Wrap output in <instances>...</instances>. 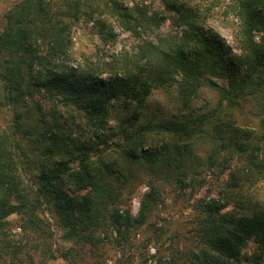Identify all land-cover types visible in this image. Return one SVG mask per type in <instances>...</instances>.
<instances>
[{
  "label": "trees",
  "instance_id": "trees-1",
  "mask_svg": "<svg viewBox=\"0 0 264 264\" xmlns=\"http://www.w3.org/2000/svg\"><path fill=\"white\" fill-rule=\"evenodd\" d=\"M205 1L224 2L223 10L239 22L237 53L206 24L209 9L188 0H160L157 7L131 0H17L2 14L0 264H105L98 251L105 245L118 255L114 264H148L154 258L148 246L162 236L169 247L154 264H264V188L257 197L245 188L264 182V119L261 137L233 117L253 95L264 103V0ZM79 26L100 45L116 42L114 28L138 43L105 64L101 78L72 63ZM209 83L217 92L210 110L145 123L134 111L109 124L118 99L141 108L158 89L187 109ZM79 115L87 128L83 139L76 135ZM209 131L217 149L206 166L212 174L227 169L229 176L221 199L193 205L192 246L181 252L171 248L176 236L168 222L146 223L162 202L155 180L131 218L125 189L133 170L121 172L118 159L151 168L168 148L162 141V148L150 147L161 135L180 155ZM175 176L182 182L187 175ZM144 225L148 235L136 245L135 232Z\"/></svg>",
  "mask_w": 264,
  "mask_h": 264
},
{
  "label": "rangeland",
  "instance_id": "rangeland-1",
  "mask_svg": "<svg viewBox=\"0 0 264 264\" xmlns=\"http://www.w3.org/2000/svg\"><path fill=\"white\" fill-rule=\"evenodd\" d=\"M17 0H0V26L3 25L2 14ZM133 2L142 1L143 4H148L153 7L159 5L160 0H131ZM191 5L199 6L202 10L208 11L206 24L217 31L225 42V45L232 50L236 51V32L238 30L239 22L225 10H223L224 2H214L209 5L205 0H188ZM226 3V2H225ZM132 3H128L131 5ZM167 25H163L162 31H166ZM114 32L118 35L117 40L112 45H100L98 39L91 35L88 30L79 26L73 31L72 35V48L71 53L73 55L74 66H80L83 69H92L99 74V77L105 78L107 74L103 72L104 65L112 62V60L118 56L122 51L132 53L135 50V46L138 41L128 33L121 32L118 28H114ZM255 41H258V35L254 37ZM222 83V82H220ZM172 92L166 93L162 90H153L146 98L141 108L136 107L135 102H127L123 99L115 101V106L110 110V122L114 124L113 120L123 118H131L134 111L139 112L136 116L137 122L145 123L149 121L157 122L163 119L170 118L173 114L180 115L186 113V111L193 112L195 114L199 111L210 110L213 108L217 99V92L214 87H211V83L199 92L198 96L190 103V107L185 109L181 105L175 104L171 100ZM261 96L253 95L252 98L245 101L242 106L243 110L233 111V117L236 124L248 130L254 131L258 136L262 128L260 125V119H264V115L261 111H264V103L259 102ZM261 114V115H260ZM77 121L80 123L82 129L76 132V135L83 139L87 136V128L84 125V118L79 115ZM210 134V135H209ZM209 134L192 138L187 146L186 152L178 155L177 150L169 144L172 139L161 135L158 139L151 142L150 147L162 148L161 143L166 142L168 148L161 149L157 162L149 168L146 164L129 165L127 162H122L118 159V167L121 172L125 171L126 167H130L133 170V177L129 182L126 192L131 193L128 199L129 215L134 218L137 214L139 207V200L141 195L147 191L146 185L150 179L155 180V183L161 191L162 198L161 204H158L156 210L148 216L146 223L152 221L159 223H169L168 233L175 235L176 238L170 240L172 249L177 251H184V249H190L192 246L191 234L189 230L193 226L191 219L193 217V205L198 200H218L221 199V189L223 183L228 179L229 171L221 168L215 171L213 174L208 170L206 166V159L208 155L215 149H217V140ZM169 163V164H168ZM177 165V166H176ZM233 167V164L230 165ZM154 168V169H153ZM185 170L187 176L183 178L182 182L176 181L177 172ZM180 174V173H178ZM264 188V182H257L247 187L246 195L256 196V191L259 188ZM251 194V195H250ZM244 197H247L244 195ZM257 197V196H256ZM256 197H252L255 199ZM227 209H230V204ZM11 222H15L14 216L10 217ZM159 224V225H161ZM134 233V232H133ZM136 245H139L144 237L148 235L147 228L144 225L140 230L135 232ZM167 236H162L159 242L156 244L151 243L148 246V253L154 256L153 259L148 260V264H154L156 257L167 254L164 249L168 246ZM67 247L68 244L64 243ZM102 247V246H101ZM99 247V252L105 253L107 258L105 264H114L118 255L109 246ZM189 247V248H187ZM247 250L251 251L254 248L252 243H248ZM134 260L139 261L137 256ZM176 261V260H175ZM180 261H176L175 264H179ZM51 264H62L60 260L51 262Z\"/></svg>",
  "mask_w": 264,
  "mask_h": 264
}]
</instances>
